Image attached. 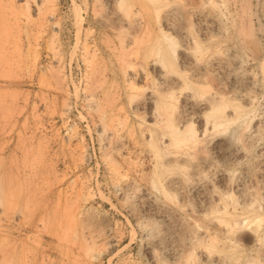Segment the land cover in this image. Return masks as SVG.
<instances>
[{
  "label": "rangeland",
  "instance_id": "rangeland-1",
  "mask_svg": "<svg viewBox=\"0 0 264 264\" xmlns=\"http://www.w3.org/2000/svg\"><path fill=\"white\" fill-rule=\"evenodd\" d=\"M0 264H264V0H0Z\"/></svg>",
  "mask_w": 264,
  "mask_h": 264
},
{
  "label": "bare ground",
  "instance_id": "bare-ground-1",
  "mask_svg": "<svg viewBox=\"0 0 264 264\" xmlns=\"http://www.w3.org/2000/svg\"><path fill=\"white\" fill-rule=\"evenodd\" d=\"M212 103H215V101L214 102H212ZM243 111H241L240 112V114L242 113ZM170 125L168 126V124H167V126L169 127V128H171L170 130H169V132H170V135L172 136L171 137V139H170V142L169 143H171V144H173V145H179L181 142H184L187 138H188V132H189V127H187V126H185L184 128L183 127H181V129H179L178 127H176L175 125H174V123H173V121H171L170 123H169ZM167 128V127H166ZM162 135V134H161ZM151 136V135H150ZM165 136V135H164ZM163 136V137H164ZM166 137V136H165ZM168 138V137H167ZM168 143V142H167ZM233 213V212H232ZM234 214V213H233ZM254 216V219H253V223L255 222V224H251V225H253V227H255L256 225L259 227V223H260V219H259V217H260V215L258 216V215H253ZM252 217V216H251ZM251 222V221H250ZM250 225V227H252ZM256 226V227H257ZM252 227V228H253ZM258 227L256 228V232H257V230H258ZM254 229V228H253ZM230 230V229H229Z\"/></svg>",
  "mask_w": 264,
  "mask_h": 264
}]
</instances>
